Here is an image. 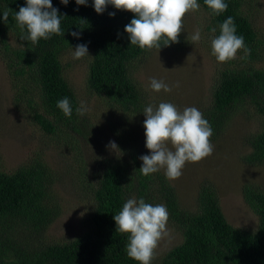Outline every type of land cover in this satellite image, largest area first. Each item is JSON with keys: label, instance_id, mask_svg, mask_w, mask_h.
Instances as JSON below:
<instances>
[{"label": "trees", "instance_id": "trees-1", "mask_svg": "<svg viewBox=\"0 0 264 264\" xmlns=\"http://www.w3.org/2000/svg\"><path fill=\"white\" fill-rule=\"evenodd\" d=\"M197 3L212 17L210 30H216L215 37L220 34V25L231 16L236 34L243 36L250 49L247 56L243 49L238 51L245 67L226 69L216 81L213 103L204 117L215 138L244 106L252 105L264 118V69L254 67L262 59L263 42L250 19L243 15V0H225L228 8L220 15L214 14L204 0ZM52 4L61 15V34L41 38L33 45L21 40L28 33L26 29L22 33L15 20V12L26 6V0H0V58L14 86L21 91L17 103H26L35 122L47 134L57 135L63 128L65 143L71 129L86 135L94 129L93 125H84L83 129L79 126L81 115L76 109L81 106L80 97L65 76L63 62L77 45L85 44L89 52L88 57H83L89 60L86 88L132 117V123L141 124L148 104L135 71L149 49L131 45L125 32L135 14L111 5L98 14L93 0H88L86 6L77 5L75 0H69L67 5L52 0ZM5 9L9 10L6 23ZM112 12L114 17L109 15ZM73 31L80 37H73ZM160 43L162 48L178 46L173 43L163 47V39ZM65 97L72 107L70 118L57 107ZM117 132L123 158L109 160L102 167L92 190V210L82 222V233L69 242H47L46 234L61 212L51 194L52 175L47 166L39 161L12 174L0 171V264H139L127 255L129 234L117 231L114 220L133 196L153 206L164 205L168 223L184 238L153 264H264L263 189L250 184L244 188L245 201L259 219L258 228L253 232L235 228L221 208L215 186L203 185L194 207L184 206L162 170L149 176L141 173L143 161L139 157L148 152L144 150L146 146L133 143L137 136L128 138L122 127ZM69 138L74 139L72 135ZM249 144L252 152L245 162L263 165L264 119L262 130L249 138Z\"/></svg>", "mask_w": 264, "mask_h": 264}, {"label": "rangeland", "instance_id": "rangeland-1", "mask_svg": "<svg viewBox=\"0 0 264 264\" xmlns=\"http://www.w3.org/2000/svg\"><path fill=\"white\" fill-rule=\"evenodd\" d=\"M242 12L263 42L262 59L254 67L264 69V0H243ZM211 26L212 17L200 5L198 10L185 16L178 46L150 49L141 64H137L135 78L148 106L169 102L181 112L186 107H195L205 117L213 103L218 76L226 69L245 67L239 52L234 60L217 61L212 54L211 41L215 33L210 30ZM197 30L201 39L194 43L190 37ZM73 55L74 51L67 54L63 62L65 76L78 93L80 105L83 101L87 108L80 116L79 126L95 128H89L87 135L71 129L67 136L69 144L61 133L63 128L57 135L47 134L35 122L26 103H17L21 91L14 86L5 61L0 58V171L12 174L39 161L47 166L52 175L51 194L61 208L59 218L46 234L49 243L69 242L82 233V222L92 210V190L102 167L109 160L123 158L122 152L117 155L106 147L114 141L121 149L118 128L122 127L128 138L136 135L133 143L137 147L146 146V117L141 124L132 123V117L111 107L104 97L91 93L86 88L89 60H77ZM152 78L163 81L172 90L154 91ZM263 119L252 105L242 107L219 136L210 138L214 149L211 155L196 163L186 162L181 177L170 181L184 206L194 207L203 185L210 184L215 186L221 208L232 226L252 232L258 228L259 219L245 201L244 188L250 184L264 190V164L252 166L245 160L252 152L249 138L262 130ZM71 135L74 139L69 138ZM144 150L151 154L150 150ZM183 239V235L167 223V235L160 240L151 262L162 259Z\"/></svg>", "mask_w": 264, "mask_h": 264}, {"label": "clouds", "instance_id": "clouds-1", "mask_svg": "<svg viewBox=\"0 0 264 264\" xmlns=\"http://www.w3.org/2000/svg\"><path fill=\"white\" fill-rule=\"evenodd\" d=\"M77 5H87L88 0H75ZM214 14L220 15L228 8L225 0H204ZM67 5L69 0H61ZM111 5L117 10L135 14V17L125 26L130 44L140 49H161L173 43H179L185 16L199 9L197 0H93V6L98 14H103ZM78 10V9H77ZM114 17L115 12L109 13ZM9 19V10L3 11V20ZM17 26L27 35L21 40L38 44L41 38L47 40L53 34H61V15L53 7L52 0H26V6L15 12ZM213 32L216 30L213 29ZM237 29L233 17L229 16L220 25V34L211 41L212 54L220 63L234 60L239 50L243 49L245 56L250 49L245 45L243 36L236 34ZM79 38L80 33L71 32ZM191 41L199 42L200 31L190 37ZM89 55L88 47L79 44L74 50V59ZM177 87L179 84L177 83ZM151 88L160 92H170L172 88L156 78L151 79ZM57 107L67 117L72 115V107L67 97L58 101ZM87 108L84 102L76 109L83 116ZM146 148L150 155L139 157L143 161L140 168L144 176L164 170L168 180L174 181L181 177L186 162L196 163L213 152L210 138L213 130L202 113L195 107H186L182 112L169 102H161L157 107L149 105L144 108ZM117 155L121 152L119 146L111 141L106 146ZM169 213L164 205H151L144 199L137 200L135 196L128 199L122 210L114 215L117 231L129 234L126 246L128 257L139 264H150L160 240L167 235Z\"/></svg>", "mask_w": 264, "mask_h": 264}]
</instances>
